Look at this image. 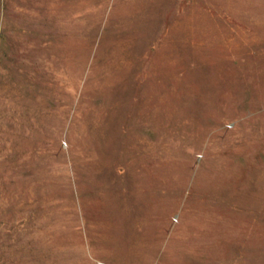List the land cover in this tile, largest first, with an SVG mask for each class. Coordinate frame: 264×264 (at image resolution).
I'll return each mask as SVG.
<instances>
[{
	"label": "rangeland",
	"instance_id": "obj_1",
	"mask_svg": "<svg viewBox=\"0 0 264 264\" xmlns=\"http://www.w3.org/2000/svg\"><path fill=\"white\" fill-rule=\"evenodd\" d=\"M0 264H264V0H0Z\"/></svg>",
	"mask_w": 264,
	"mask_h": 264
}]
</instances>
